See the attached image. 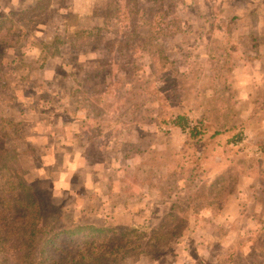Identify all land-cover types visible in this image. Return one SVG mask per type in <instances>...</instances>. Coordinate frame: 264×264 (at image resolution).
I'll use <instances>...</instances> for the list:
<instances>
[{
	"label": "rangeland",
	"instance_id": "rangeland-1",
	"mask_svg": "<svg viewBox=\"0 0 264 264\" xmlns=\"http://www.w3.org/2000/svg\"><path fill=\"white\" fill-rule=\"evenodd\" d=\"M207 1L0 0V19L11 15L24 32L14 46L0 44V115L15 121L13 132L18 135L8 145L28 149L21 155L26 181L47 201L53 195L64 197L63 189L54 190L53 181L66 175L75 145L87 136L88 157L99 159L100 168L92 190H73L57 203L68 226H139L151 232L172 205L179 218L191 216L178 237L152 252L132 254L121 264H173L174 253L184 245L203 250L196 244L207 233L215 234L217 245L222 235L218 220L208 221L204 213L218 214L219 203L234 197L227 188L236 181L238 208L255 216L245 220L246 226L258 222L264 229V172L254 171L261 159L239 153L255 144L253 138L243 141V113L250 109L238 104L226 76L238 61L202 57L208 46L202 37L207 23L213 29L223 18L214 8L204 10ZM234 2L237 7L225 13L239 25L233 54L245 59L260 54L257 67L263 69L264 0ZM161 5L171 10L165 19L179 21L177 30L157 40L173 61L164 68L155 64L150 51L127 41L135 25L146 35L148 27L137 11H160ZM253 43L256 54L247 52ZM213 47L219 51L226 44ZM154 65L161 76L153 72ZM256 110L259 114L250 123L257 128L264 108L259 104ZM178 115L185 117V129L175 125ZM194 127L201 134L192 138ZM225 167L228 186L212 185ZM250 174L261 183L258 188L244 182ZM227 208L234 211L233 204ZM258 240L264 245V233ZM258 257L264 264V248Z\"/></svg>",
	"mask_w": 264,
	"mask_h": 264
},
{
	"label": "trees",
	"instance_id": "trees-1",
	"mask_svg": "<svg viewBox=\"0 0 264 264\" xmlns=\"http://www.w3.org/2000/svg\"><path fill=\"white\" fill-rule=\"evenodd\" d=\"M170 11L162 5L160 11L146 10L144 14L137 11L144 27H148L147 36L135 25L128 34L133 39L127 38V41L133 40L137 49L150 51L155 64H161L162 68L173 61L165 57V50L157 40L179 27V21L165 19V13L171 14ZM23 33L11 15L0 19V44L14 46ZM155 66L153 72L161 76ZM184 120L183 115H178L174 123L185 129ZM14 125L13 119L0 115V264H121L132 254L154 251L164 241L178 237L188 228L191 216L179 218L176 205H172L171 211L151 232L139 226H99L94 223L68 226L64 221V208L52 200H45L36 187L26 181L21 155L28 149L11 147L7 143L8 139L18 135L13 132ZM200 134L197 127L191 130L192 138ZM227 168L218 174L212 185L228 186L225 183L229 176ZM229 187L227 193L231 195L237 181L233 188ZM224 202L219 203L217 212Z\"/></svg>",
	"mask_w": 264,
	"mask_h": 264
},
{
	"label": "crops",
	"instance_id": "crops-1",
	"mask_svg": "<svg viewBox=\"0 0 264 264\" xmlns=\"http://www.w3.org/2000/svg\"><path fill=\"white\" fill-rule=\"evenodd\" d=\"M236 5L237 4L234 2V0H209L204 5V10L207 7H211L209 8L211 10L214 8L222 14L221 16L223 18L218 27L213 29L210 27L212 25L211 21L207 23L208 28L202 33V37L208 46L205 45L206 48L202 57L205 58L206 54L210 60L217 59L224 62L227 60L229 61L232 59V57H234L236 62L238 61L236 64L232 65L231 70H229L226 76L227 78L230 77V82L235 87L236 101H238V104L246 103L247 108L250 109L249 111H245L243 113V116L247 118L244 123L247 124V128L245 129L246 132L243 135V141L248 139L251 140V138H253L252 140L255 143L252 147L243 146L244 148H242L239 153L261 159L259 161V165L254 169V171L264 172V131L261 130L264 128V110L262 115L259 117L257 128L252 127V124L250 123L251 119L258 113L256 110V105L259 107L260 104L261 107L264 108V68L260 69V67H257V63L262 59V56L260 54H256L254 50V43L247 51L249 53L254 52L256 54L252 58L248 57L245 59L241 56V54H233L236 51L235 49L233 51L232 43H238L237 40L240 38L239 35L235 33L237 32L236 29L239 28V25L237 22H233L232 20L228 21L227 15L225 16V13L230 9H233L234 6L237 7ZM12 9L13 8L11 7L10 10ZM208 17L210 18V15ZM233 23L236 24L233 28H231V30H229V24ZM247 26L250 28L249 23H247ZM215 37H220V39L218 40ZM207 40H209L211 43H207ZM217 42L226 44L225 49L219 48V51L215 50V47L213 46ZM249 134L250 136H248ZM88 140L89 138L84 136V141H82V144L79 143L75 145L77 150L75 153V159L72 162L70 161V164H68L69 167L67 168L66 175H63L62 178L59 177L58 181H53L52 186L54 187V190L56 191V189H63L65 193L64 197L57 199L55 198V195H53V202H64L65 197L70 196V193H72L73 190L76 192L80 190L79 192L83 193L86 190H92L91 188H94L92 183L94 182V179H96V168H100V166L98 165L99 159H92L91 157H88ZM236 142L238 144L242 143L238 141ZM80 144L82 146H79ZM100 160L102 161V159ZM78 162H80V164H78ZM121 168L122 170L124 169L123 165H121ZM224 170L225 169L222 168L219 172H223ZM79 172L83 173V175H78ZM66 176H71V178L69 180L67 178L66 180ZM244 182H250L248 183V187L250 188H258L261 184L252 174H250V176H245ZM232 195H234V197L232 196L233 198L230 197L224 202V206L217 212L218 214L212 211H206L204 213L207 216L206 219L208 221L218 220L220 233H222V235L219 236V240H217L218 244L216 245L213 240L215 237L214 233L206 234L203 232L206 234V236L200 235L199 237L201 241L197 240L198 244H196V246H200L201 244L203 246V250L201 248L197 250L190 249L188 246L184 245L182 248L176 251L177 254L176 252L174 253L173 257H175L176 262L173 261V264H262L258 256L260 252H263L264 245L259 243L258 237L264 233V229L258 228V222L254 223V226H246L245 220H253V217L255 216H253V214H244V210H240V208H238L239 200L237 195ZM257 199L260 200V198ZM231 201L232 203H230ZM262 201L263 202L260 203L261 208L264 205V199ZM232 204L234 205V211H227V207L231 206ZM235 207L238 210L236 212ZM225 224H228L229 227H226ZM204 229L205 228H197L196 232L203 231Z\"/></svg>",
	"mask_w": 264,
	"mask_h": 264
}]
</instances>
